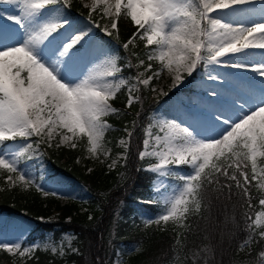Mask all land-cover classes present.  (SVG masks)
<instances>
[{
  "label": "snow or ice",
  "instance_id": "1",
  "mask_svg": "<svg viewBox=\"0 0 264 264\" xmlns=\"http://www.w3.org/2000/svg\"><path fill=\"white\" fill-rule=\"evenodd\" d=\"M257 2L258 9L254 7ZM101 3L105 8L104 14L114 17L111 24L114 30L118 29L122 7L126 10V16L138 26V33L124 43L123 48L128 49L136 35L146 39L148 46L156 45L158 56L153 53L148 59L155 57L160 61L173 76V86L183 82V73L191 76L202 63L205 67L213 66L208 71V79L214 82L222 78L216 66L252 72L261 80L258 103L252 96H238L237 99H243L239 105L234 101L235 119L226 116L223 110L211 114L212 135H202L190 124L180 127L175 121L164 122L160 126L161 131L168 129L171 134L155 136L149 152V138L152 137L149 126V138L143 141L145 151L140 153V158L149 155L156 158L158 162L150 170L167 177L180 166H188L191 171L180 175L182 185L172 187L167 193L157 189L156 202H163L164 211L155 218H149L148 222H182L190 212H199L204 183H218L219 176L242 187L249 199L248 206L252 207L251 195L245 186L251 180L241 165L250 159L251 179L255 180L259 175L260 187L264 188V167L257 169V157H264V59L249 63L246 50H264V0H114V3L93 0L92 10L95 11ZM2 4L14 7L0 8V20L11 21L23 30V35L17 40L6 24H0V169L17 174L16 180L8 175L9 184L15 186L18 180L27 186L33 181L26 179L27 173L18 169V164L32 145L6 142L17 141L18 138L27 140L33 136L42 140L46 136L51 140L55 129L61 128L72 134L62 135L61 142H71L77 134H84L90 152L102 150L105 133L110 127L104 118L118 112L110 101L122 87L129 85V80L118 76L123 71L117 63L119 57L108 53L99 54L106 59L83 78L76 72L77 62L91 39L92 28L69 31L72 21L63 12L69 6V0H0ZM246 5L250 13L260 17L259 21L252 22L253 26L233 27L231 22H224L229 12L239 14ZM217 9L229 11L217 12ZM213 12H216L215 17L211 15ZM95 26L99 27L98 24ZM105 31L112 35L107 29ZM236 54H240V59ZM261 55L264 56V51ZM224 57L227 59H221ZM143 63L140 60V64ZM126 66L133 65L129 63ZM147 67L151 70L152 66L149 64ZM153 75L159 76L160 73ZM143 77L144 73H138L129 86V107L137 99L131 95L132 90L138 91L137 85L140 84L149 85L152 79L151 76ZM223 78L227 80L226 75ZM162 94L168 95L167 92ZM212 95H218L215 89ZM222 125L228 127L220 130L217 126ZM176 129L178 132L173 131ZM120 143L127 146L123 140ZM71 146L76 147V144ZM209 168L211 171L206 173ZM229 168L240 172L244 185L237 179L236 171L229 174ZM259 204L264 207V198L259 200ZM258 226L264 228V212L257 213L248 227L254 232ZM258 235L264 238V230ZM251 238L249 236L241 247ZM39 247H22V242L0 245V249L21 258ZM51 251L57 252V249L53 247ZM60 254H63V249H60ZM261 256L264 257V253ZM204 264H209L207 259Z\"/></svg>",
  "mask_w": 264,
  "mask_h": 264
},
{
  "label": "trees",
  "instance_id": "2",
  "mask_svg": "<svg viewBox=\"0 0 264 264\" xmlns=\"http://www.w3.org/2000/svg\"><path fill=\"white\" fill-rule=\"evenodd\" d=\"M70 5L75 11L83 10L78 0ZM125 12V9L121 11L118 29L110 38L118 46V63L123 67V76L131 78L139 73L142 68L140 60L145 62L150 55L147 50L153 46L145 45L144 39L136 35L129 48H123V44L138 33V26ZM129 63L133 66L127 67ZM138 89L133 93L137 99L129 107L128 86L122 87L112 99L118 112L106 117L110 127L105 140L114 151L122 150L118 147V140L128 137L125 157L114 167L106 164L91 167L80 148L56 146L46 141L40 143L53 173L64 174L85 186L88 191L85 201L61 204L57 197L35 186H11L5 181L9 173L0 169V215L22 213L31 219L34 227L28 237L29 243L35 238L41 241L48 232H52L56 239L67 232L75 236L73 247L63 254L39 245L34 253L21 258L0 249V264H115L120 256L122 264H168L178 256L185 264H204L205 259L209 264L262 263L263 239H257L250 251L241 250V244L252 234L248 226L260 208L262 197L256 179H251L250 159L244 160L241 167L251 180L245 186L251 195L252 207L248 206L249 199L242 187L219 176L218 183H204L201 209L189 213L182 230L172 221L157 225L145 224L138 219L141 211L158 210L151 190L155 174L145 168L151 162L141 159L140 153L144 147L145 130L159 104L149 87L140 84ZM244 164H247L246 168ZM233 171L244 185L240 172L228 169L230 175ZM53 210L58 211L56 218L50 215ZM131 246L136 249L128 251Z\"/></svg>",
  "mask_w": 264,
  "mask_h": 264
},
{
  "label": "rangeland",
  "instance_id": "3",
  "mask_svg": "<svg viewBox=\"0 0 264 264\" xmlns=\"http://www.w3.org/2000/svg\"><path fill=\"white\" fill-rule=\"evenodd\" d=\"M74 0H69V6L63 9L64 15L72 21V28L69 31L74 29H84L91 27V39L86 48L82 51L81 58L78 60L76 65V72L83 76L88 75L90 72L96 69V66L100 64L106 57L99 55L102 53H108L110 56H118L119 51L117 44L112 41L110 38L111 35H108L105 31L114 33L111 24L114 17L105 15V8L103 3L97 5L95 11L92 10L93 0H78L82 5L83 10L75 11L71 7V3ZM111 3H114V0H110ZM257 4V5H256ZM12 5L2 4L0 8H9L11 9ZM52 7V6H50ZM59 7V6H56ZM255 8H259V3L254 4ZM124 8L122 7V10ZM244 11L239 14H232L229 12L228 18L224 22H231L233 27L238 26H253V21H259L260 17L258 15L252 14L248 11L249 6H244ZM114 11V9H113ZM226 11L229 10H220ZM219 12V11H218ZM91 15V20L89 16ZM213 17L216 16V13H211ZM0 24H6L7 27L15 33V38L18 40L23 35V30L18 26L13 25L11 21L0 20ZM98 24L99 27L95 25ZM64 32V29L60 30ZM142 31V30H141ZM87 39V38H86ZM140 39V36H139ZM145 45H147L146 39H144ZM153 46V49L147 50L150 54L155 53L158 56L159 49L156 45ZM250 50V51H249ZM246 50L248 55L246 57L247 62L254 63L264 59V56L261 55V50L249 49ZM231 55V54H229ZM99 56V58H98ZM236 58L240 59V54H236ZM227 59V57L221 58ZM119 60L117 61V63ZM119 64V63H118ZM151 64V70H148V65ZM213 66L209 65L207 67L202 63L193 72L191 76L187 73H183L184 79L182 83H178L176 86H173V76L168 72L167 69L163 68L160 61L155 57L152 60H149L148 57L142 65L139 73H144L143 78L152 77L149 85H144L149 87L152 90L154 96L159 100L158 106L153 110L151 115V123L147 126L145 130V139L149 138L147 132L149 126H151L152 137L150 139V146L148 151H152V146L155 143V136L159 135L161 137L171 134L168 129L161 131V124L168 121H175L180 127L192 125V128L199 131L202 135H212L210 131V121L211 114L217 110H223L226 115V110L234 114V101L235 105L243 103V99H237L238 96L247 98L249 96L257 97L260 95L261 89V80L255 77V74L248 71H238L230 67H221L216 66V71L219 72L222 78L218 81H211L208 79V71ZM155 72H159V76L153 75ZM216 74L215 72L213 73ZM24 75V74H22ZM121 72L118 74L119 77L126 78ZM227 76V80L223 77ZM133 78H126L129 80V86L133 82ZM247 84V86H245ZM138 88V85H137ZM218 93V95L213 96L212 90ZM136 89H133L131 95H133ZM167 92L168 95H163L162 93ZM256 102L258 103L257 99ZM112 104V100L110 101ZM113 106V104H112ZM114 107V106H113ZM247 108H245L246 110ZM106 120V117L104 118ZM107 122V120H106ZM108 123V122H107ZM109 124V123H108ZM220 130L227 128V125L217 126ZM191 130V129H190ZM47 131V130H46ZM178 132V129L173 130ZM62 135H72L67 133L66 130L61 128H56L53 132V138L49 140L48 137H44L43 140L41 137H31L27 140L18 138L17 141H8V144H31L32 149H29L27 153L21 157L20 163L18 164V169H23L27 175L26 179H30L33 183L25 186L23 182L17 180L16 185H22L25 188L35 186L38 189L44 191L45 193L52 194L61 204L69 203L72 201H85L88 197V191L83 184L76 182L74 179L65 176L64 174H55L51 169L50 165L47 163L43 150L40 146V143L46 141L49 144H55L56 146H65L70 148H80L82 150L83 158L87 159V163L91 167L100 166L106 164L108 167H114L125 157V149L127 146L122 145L120 141H125L126 145L128 142V137H121L118 140V147H122V150L112 149L111 145L105 140L103 141V149L98 150L96 153L89 151V145L87 142V136L84 134H77L71 142H61ZM200 138V137H198ZM75 143L76 147H72L71 144ZM21 151L24 149L21 148ZM145 151V147L143 150ZM141 151V152H142ZM33 152L35 154L33 155ZM143 159L150 160L151 163L147 165V169L150 170V167L157 163L155 157L146 156ZM39 161V163H37ZM28 166L27 168L25 166ZM264 167V157H257V169ZM210 170L206 169V171ZM151 171V170H150ZM190 168L188 166H180L178 169H174V174L170 177L161 176L156 173L155 177L151 184L152 190V199L156 203L158 210L156 212H139L138 219L145 224H156L149 223V218H155L164 211L163 202L157 203L158 192L157 189L167 193L174 186L182 185L180 181V175L189 174ZM13 179L16 180L17 174L11 173ZM8 177V176H7ZM6 183H8L7 178H5ZM256 181L260 187V176L257 175ZM11 185V184H10ZM13 186V185H11ZM262 197L264 198V188H261ZM81 207V211H82ZM259 212H264V207L260 205V208L256 212L255 216ZM52 218H56L55 215L58 213L57 210L50 211ZM189 215V214H188ZM188 216L182 222H173L180 230L187 224ZM255 219V218H254ZM171 221V220H170ZM168 221V222H170ZM254 221V220H253ZM165 222H160L157 225H164ZM34 227V222L23 215L22 213H2L0 215V245L2 244H13L16 242H22V247L28 245H41L43 247L57 249V252L60 253V249H63V253L67 249L73 247L75 236L71 232L65 233L60 239H56L53 236L52 232H48L44 239L38 240V238L32 239L33 241L29 243L28 237L31 235V231ZM264 230V228L256 227L255 231H252L251 240L249 243L245 244L244 247H241V250L248 252L251 250L253 243L261 238L259 237V231ZM264 241V238H261ZM29 243V244H28ZM136 249L135 246L127 248L128 251ZM54 252V253H57ZM264 253V250L263 252ZM18 255V254H17ZM19 256V255H18ZM27 257V256H25ZM123 258L120 256L116 259L115 264H122ZM168 264H185V261L181 257L170 261ZM260 264H264L263 261Z\"/></svg>",
  "mask_w": 264,
  "mask_h": 264
},
{
  "label": "bare ground",
  "instance_id": "4",
  "mask_svg": "<svg viewBox=\"0 0 264 264\" xmlns=\"http://www.w3.org/2000/svg\"><path fill=\"white\" fill-rule=\"evenodd\" d=\"M257 5V4H256ZM220 12V9H217V12ZM216 12H214V14H215ZM249 50V49H248ZM257 50H259V49H257ZM250 51V50H249ZM261 51H264V50H261ZM245 86H247V84H245ZM258 91H260V89H257ZM258 97L259 96H257L256 98H257V101H258ZM245 111H247V109L245 110ZM226 116H232V118L233 119H235L236 117H235V115L234 114H232V113H230L228 110H226Z\"/></svg>",
  "mask_w": 264,
  "mask_h": 264
}]
</instances>
